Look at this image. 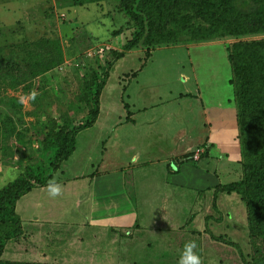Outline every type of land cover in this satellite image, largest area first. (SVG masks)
<instances>
[{
    "label": "rangeland",
    "instance_id": "rangeland-1",
    "mask_svg": "<svg viewBox=\"0 0 264 264\" xmlns=\"http://www.w3.org/2000/svg\"><path fill=\"white\" fill-rule=\"evenodd\" d=\"M116 1L73 5L72 0H0V182L5 173H15V179L35 174L27 166L49 155L41 142L52 127L85 122L89 107L84 81L109 63L98 117L77 134L74 153L52 177L100 175L91 184L96 196L102 203L115 199L108 223L93 224L83 217L61 225L50 220L47 188L30 189L15 203L20 231L9 237L1 259L31 264H177L184 243L194 240L202 264H244L230 243L251 261L254 244L263 242L249 235L240 195L218 186L215 193L205 189L197 195L196 187L167 182L166 170L172 171L170 161L191 160L193 151L203 148V155L208 147L203 101L196 97L202 95L196 91L216 92L222 99L234 93L226 47L264 34L154 47L138 42L126 50L138 27ZM178 10L189 24L205 25L187 6ZM116 53L122 56L115 58ZM185 90L191 93L180 97ZM225 105L215 115L220 121L216 136L223 135L230 153L231 143L238 145V154L239 132L232 134L234 124ZM182 148L186 150L179 155ZM228 159L222 160L228 170L220 180H241V156ZM189 164L181 179L191 178L195 185L212 183L214 178L196 176ZM115 224L121 230L104 229ZM4 227L1 224L0 231ZM118 235L123 244L117 242ZM96 249L102 254L85 252ZM108 250L113 257L107 258ZM115 250L122 252L120 259Z\"/></svg>",
    "mask_w": 264,
    "mask_h": 264
},
{
    "label": "trees",
    "instance_id": "trees-1",
    "mask_svg": "<svg viewBox=\"0 0 264 264\" xmlns=\"http://www.w3.org/2000/svg\"><path fill=\"white\" fill-rule=\"evenodd\" d=\"M109 0H72L73 5ZM116 1V0H113ZM117 5L138 27L127 41L130 50L138 42L146 47L168 46L180 42H203L214 39L264 34V0H117ZM187 6L205 25L195 27L180 15L179 8ZM117 34V33H115ZM233 77L238 125L239 156L243 178L217 185L220 191L235 192L246 204L249 235L263 243L254 244L252 260H246L240 247L237 250L244 264H264V38L238 40L226 47ZM60 52V49H59ZM149 55V54H148ZM122 56L116 53L115 58ZM148 57V56H147ZM146 57V58H147ZM109 63L102 70L92 72L84 81V102L89 107L87 119L76 126L52 127L43 138L42 149L49 153L39 160L26 175L7 183L0 189V255L10 236L20 231V219L15 211L18 198L30 189L45 185L60 164L75 148L77 134L94 124L99 113V96L108 76ZM191 156V155H190ZM201 156V155H200ZM46 167L43 170V167ZM216 190V189H215ZM216 192V191H215ZM0 264H31L2 260Z\"/></svg>",
    "mask_w": 264,
    "mask_h": 264
},
{
    "label": "crops",
    "instance_id": "crops-1",
    "mask_svg": "<svg viewBox=\"0 0 264 264\" xmlns=\"http://www.w3.org/2000/svg\"><path fill=\"white\" fill-rule=\"evenodd\" d=\"M187 80V77H184L183 81L185 83V81ZM188 89V88H185ZM187 91V92H186ZM191 90H185L184 93H180L179 96L180 97H184L187 96L188 94H190ZM197 94H200L202 96H197L196 97L201 101H203L202 104V115L204 118V120H206V126L209 128V132L207 134V141H208V146L207 148H205V152L203 153V155H201L197 160H188V161H184V162H172L170 161V165L172 164V171H168L166 170V178H167V182L170 180V183L174 184L175 182H178L179 184L175 183L176 187H196L195 191L198 194H200V191L205 190V189H210L211 192H214V187H217V185L219 184H224L227 182H222L220 180V177H224V175L227 173L228 167L227 166H223V159H225V161L229 160L228 158L231 159H236L239 157V152L238 154H235L238 150V145L237 148L234 146V143L232 144V151L230 153V151L228 150V145H227V141L224 140L223 135L221 134V137H218V135L216 136L217 129H216V124L219 123V119H217V117H215V115L217 113H219V109H222L223 104H226L225 106V111H228V109L230 110V118L232 120L233 128L232 130H234L232 132V134L234 135V137L237 136L238 133V125H237V120H236V103L234 100V96H224L223 99L217 96H214V94L216 92H207L206 95L203 94V92L201 90L196 91ZM204 95V96H203ZM201 98V99H200ZM182 101V100H181ZM179 104V103H178ZM98 117V116H97ZM97 119V118H96ZM95 123V122H94ZM186 149L182 148L181 151L178 153L179 155L183 154L185 152ZM75 151V149H74ZM74 151L72 152V154L74 153ZM71 154V155H72ZM177 154V155H178ZM235 154V155H233ZM70 155V156H71ZM170 155V154H169ZM176 154L174 155H170L171 157H174ZM69 156V157H70ZM137 158V156H136ZM66 161V160H65ZM189 161H195V164H189ZM176 162V163H175ZM211 162H215L214 165L211 164ZM192 165V170H194L196 176H200L201 178H214V180L212 181V183H210L209 185L206 184H202V185H195L193 181H190L191 178H187V179H181L183 178V170L187 168V165ZM219 166H223L225 171L224 172H220V168ZM61 171V174H63ZM109 174V173H108ZM93 175V174H92ZM100 175H93L92 177H85V175H81L78 176L77 172H74L73 175L71 177H66L61 175V178H56L55 181L57 183H59L61 185V195L52 198L49 197V200L46 203V207L47 209H49L48 206L52 205L51 208V213L49 214L50 216V220H52L54 223L58 224V223H64L65 221H69L71 220V222H77V221H82L83 217H86L87 221L93 223V224H98L99 222L104 223L105 221L108 223V221H111L113 212L112 211V206L113 203H115V199L113 198V200L110 198V202L109 203H102L98 197L96 196V190L94 189L95 186L91 185L93 182L95 183L96 181H98ZM177 181H174L176 180ZM51 180H53V177L51 178ZM81 180H85V183H83V181ZM72 181V182H70ZM70 182V183H69ZM71 184V190L73 193H71V190L69 188V185ZM78 184V185H77ZM77 185V186H75ZM193 185V186H191ZM44 189L47 188V184L46 186H43ZM75 187V189H74ZM77 187V188H76ZM42 188V187H40ZM123 188V187H121ZM37 190V189H36ZM35 190V191H36ZM43 191V189H42ZM64 191V192H63ZM121 191V190H120ZM120 193V192H119ZM215 193V192H214ZM222 192H219V194ZM122 194V193H120ZM125 194V193H124ZM123 194V199H126V195ZM214 197V195L212 196ZM219 197V196H218ZM74 198V199H73ZM221 198V196H220ZM43 203H40V206H42ZM44 206V205H43ZM31 207H34L33 205H31ZM35 209H40L39 206L36 207ZM82 214V215H81ZM107 214H109V216H107ZM133 217V216H132ZM27 220V219H26ZM135 222H137L136 219H134ZM123 228H126L125 225H121ZM105 227V226H104ZM115 225H111V226H106L107 231H117V230H121V229H116ZM104 236V235H103ZM118 241L119 244H123V239L121 240L120 235H118ZM119 250L121 251V247L119 248ZM119 250H115L113 251L114 254H116V256L118 259L121 258V253L119 252ZM86 253H90L91 255L94 254H102L100 252L99 249L93 250V251H85ZM111 251L108 250V253L105 252V254H108L107 258L113 257L111 256ZM104 254V253H103ZM96 256H92L91 259L95 258ZM105 258V259H107Z\"/></svg>",
    "mask_w": 264,
    "mask_h": 264
},
{
    "label": "clouds",
    "instance_id": "clouds-1",
    "mask_svg": "<svg viewBox=\"0 0 264 264\" xmlns=\"http://www.w3.org/2000/svg\"><path fill=\"white\" fill-rule=\"evenodd\" d=\"M35 94L33 93V96ZM16 177L15 173H5L0 182V187H3L6 183L12 182ZM47 193L50 197L55 198L61 195V185L55 181V179L50 180L47 184ZM197 244L194 240L186 241L180 251L177 264H202L201 256L197 251Z\"/></svg>",
    "mask_w": 264,
    "mask_h": 264
},
{
    "label": "built area",
    "instance_id": "built-area-1",
    "mask_svg": "<svg viewBox=\"0 0 264 264\" xmlns=\"http://www.w3.org/2000/svg\"><path fill=\"white\" fill-rule=\"evenodd\" d=\"M203 150H204L203 148L196 149L195 151H193L192 155L189 156V158L193 160H197L200 157Z\"/></svg>",
    "mask_w": 264,
    "mask_h": 264
}]
</instances>
